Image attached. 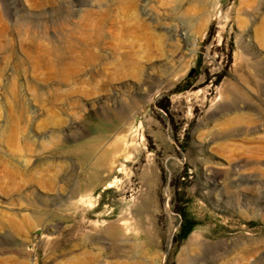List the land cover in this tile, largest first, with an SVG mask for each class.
<instances>
[{
	"label": "rangeland",
	"instance_id": "1",
	"mask_svg": "<svg viewBox=\"0 0 264 264\" xmlns=\"http://www.w3.org/2000/svg\"><path fill=\"white\" fill-rule=\"evenodd\" d=\"M0 264H264V0H0Z\"/></svg>",
	"mask_w": 264,
	"mask_h": 264
},
{
	"label": "trees",
	"instance_id": "2",
	"mask_svg": "<svg viewBox=\"0 0 264 264\" xmlns=\"http://www.w3.org/2000/svg\"><path fill=\"white\" fill-rule=\"evenodd\" d=\"M189 75H190V73H189Z\"/></svg>",
	"mask_w": 264,
	"mask_h": 264
}]
</instances>
